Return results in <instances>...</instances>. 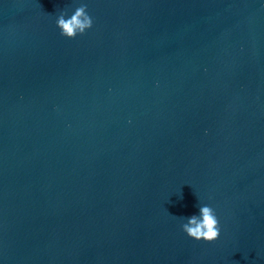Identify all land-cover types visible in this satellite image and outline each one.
Instances as JSON below:
<instances>
[{
	"label": "water",
	"instance_id": "1",
	"mask_svg": "<svg viewBox=\"0 0 264 264\" xmlns=\"http://www.w3.org/2000/svg\"><path fill=\"white\" fill-rule=\"evenodd\" d=\"M78 2L0 0V264H264V0Z\"/></svg>",
	"mask_w": 264,
	"mask_h": 264
},
{
	"label": "clouds",
	"instance_id": "2",
	"mask_svg": "<svg viewBox=\"0 0 264 264\" xmlns=\"http://www.w3.org/2000/svg\"><path fill=\"white\" fill-rule=\"evenodd\" d=\"M93 18L88 12L87 0H79L70 14L62 13L56 18L61 34L69 39L84 35L93 27ZM188 237L196 241L212 243L221 236V223L216 209L210 204L201 203L198 214L193 213L181 224Z\"/></svg>",
	"mask_w": 264,
	"mask_h": 264
}]
</instances>
